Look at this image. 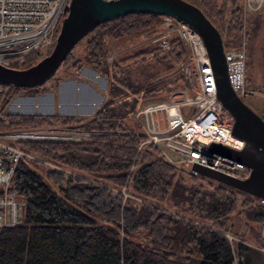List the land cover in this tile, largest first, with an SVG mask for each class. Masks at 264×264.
<instances>
[{
  "label": "trees",
  "instance_id": "trees-1",
  "mask_svg": "<svg viewBox=\"0 0 264 264\" xmlns=\"http://www.w3.org/2000/svg\"><path fill=\"white\" fill-rule=\"evenodd\" d=\"M195 3L218 26L225 47L240 43L241 0ZM255 14L248 16L249 33L260 25ZM161 16L131 12L105 20L81 37L86 41L78 57L68 52L63 63L73 59L75 76L85 62L109 80L103 102L91 115L2 113L0 129L59 126L101 132L79 140L16 141L58 167L34 159L16 163L11 186L26 200L24 217L0 227V264H264L259 231L264 204L258 196L166 158L152 142L138 147L144 137L130 112L143 97L188 88L184 74L172 70L186 46L173 32L163 45L137 46L108 60V39L158 27ZM261 46L264 52V40ZM25 59L16 65L37 57ZM166 69L172 71L159 72ZM246 76L253 85L248 69ZM41 84H3L0 110L13 91L35 95ZM234 216L242 217L245 231L235 229Z\"/></svg>",
  "mask_w": 264,
  "mask_h": 264
},
{
  "label": "built area",
  "instance_id": "built-area-1",
  "mask_svg": "<svg viewBox=\"0 0 264 264\" xmlns=\"http://www.w3.org/2000/svg\"><path fill=\"white\" fill-rule=\"evenodd\" d=\"M69 4L70 0H0V62L17 66L16 64H20L41 44L50 42L60 19L68 12ZM261 4L262 0H242L245 14ZM162 20V23L172 25L183 42L191 47L198 86L194 88L196 96H188L185 90H175L164 95L146 96L140 100L137 108L130 112L144 137L138 147L142 143L152 142L170 160L172 159L165 153L166 148L179 153L189 164L197 161L236 177L247 176L249 166L211 152L207 147L213 140L241 148L244 140L232 133V118L226 121L222 117L224 107L216 98L207 49L202 37L186 23L171 15L162 14ZM163 42L166 43L167 40ZM224 54L229 83L236 93L241 98L248 94L264 97V89L250 84L247 80L244 40L239 45L225 47ZM110 59L109 54L108 60ZM2 85L0 83V90ZM183 104L192 106L186 114L181 108ZM2 113L0 110V117ZM260 114L264 119V110ZM58 127L0 129V227L23 221L26 200L11 186V177L18 160L34 159L47 166L58 167L54 162L17 145L16 141L79 140L59 139L56 133ZM66 128L86 131V137L101 132L70 127L62 129ZM64 169L71 172L70 169ZM120 191L124 196L129 195L124 188ZM116 192L117 189L112 187V193ZM259 200L264 204V197L259 196ZM259 231L263 237L260 248L263 249L264 218ZM225 234L232 240L233 235L229 231H225Z\"/></svg>",
  "mask_w": 264,
  "mask_h": 264
},
{
  "label": "water",
  "instance_id": "water-1",
  "mask_svg": "<svg viewBox=\"0 0 264 264\" xmlns=\"http://www.w3.org/2000/svg\"><path fill=\"white\" fill-rule=\"evenodd\" d=\"M131 12L171 15L186 23L202 37L207 49L216 98L232 116V133L244 140L241 148L213 140L207 147L211 152L249 166L247 176L236 177L197 161L190 164V170L264 197V119L230 85L222 33L204 10L191 0H70L68 12L61 19L50 51L24 66L0 62V83L27 87L45 82L55 73L74 44L94 26ZM36 171L44 177L40 170ZM45 180L50 184L48 179Z\"/></svg>",
  "mask_w": 264,
  "mask_h": 264
},
{
  "label": "rangeland",
  "instance_id": "rangeland-1",
  "mask_svg": "<svg viewBox=\"0 0 264 264\" xmlns=\"http://www.w3.org/2000/svg\"><path fill=\"white\" fill-rule=\"evenodd\" d=\"M191 1L199 2V0H191ZM241 12H242V16H241L242 28L238 29L237 32L240 37V43L244 40L245 45L247 44L246 46H250L251 51L249 52L248 50L249 61L247 63V69L249 71V74L251 75L253 83L259 84L260 86L259 85L257 86H259L261 89H264V69L262 67V65H264V52L261 46V43H263L264 40V0H262V4L258 8L248 10L246 14L244 13L243 5H242ZM250 14H255L256 16L258 15L260 18V25L256 29V32H252V33H249L250 23L248 22V16ZM162 21L163 20L161 16V23ZM60 22L58 23L56 29L53 31L54 35L50 39V42L41 44L34 52H32L29 56H27V58L25 59L26 63L30 62L35 57H37L38 59L50 51V49L54 44L55 37L60 26ZM173 32L175 31L172 25H169L168 23H162L158 27L145 28L140 32L131 35H125L121 38H109L108 43L110 46V58H112L113 56H121V54L131 52V50L137 46L155 43L156 41H159L160 44L163 45L164 44L163 40H165L167 36ZM85 41H86V36L84 38L79 39L74 44V46L71 49L73 59L74 57H78L82 53L84 49ZM240 43H238L237 45H239ZM184 44L186 46V53L184 54L183 59L178 61L176 65L172 68V70L174 69L173 72H177V73L179 72L184 74L188 82V88L183 90H186L188 92V96H192V95L196 96V91L194 88L197 87L198 85L195 76L194 61L191 57L192 50L191 47L187 46L186 43ZM73 59H69L64 63L62 61L59 67L57 68V70L55 71V73L45 82H43V84L38 86L40 90H38L39 93L38 95L35 94L36 96L34 98L40 100L39 105L36 106L35 104L32 105L30 103V101L26 97L28 96L29 93L28 91L17 90V91H13L12 97L10 98L6 106L2 108L1 112H5L8 110L9 111L19 110V111H30V112L74 111L76 115H84V113H87L86 116L91 115L94 111V108L96 107L98 108V106H100V104L103 102L109 80L106 75L94 69L90 65L89 67H87V70L84 69V67H86V65L88 64L83 62L84 64L80 67L79 71L83 70V72L84 71L86 72L82 74L85 79H87L88 77L89 79L94 80L96 91H93L90 88H86L85 83H81V82L79 83L77 82L79 88H76L75 85L76 83H74V81H70V78L75 76L74 71L76 67L71 65ZM172 70L166 69V70H161L159 72L161 74H165L166 72ZM79 71L78 74L76 75L77 77L80 76ZM63 81L64 84L62 83ZM60 82L61 85L63 84L61 91L59 84ZM66 91L69 92L71 98H74V96H78L81 98L83 96L84 97L86 96V99H88L90 95L91 96L94 95L95 102L93 104V111L92 112H89L90 110L86 111V105H84L85 103L84 102L75 103L74 102L75 98L72 99L73 101L71 104L68 105L66 102V104L64 105L62 99L64 98ZM81 98H79L80 101H82ZM243 99L250 106H252L257 112L262 113V111L264 110L263 96L248 94L245 95ZM82 108H84V110L80 111V109ZM181 108L183 110V113L186 114L191 110L192 106L189 104H183ZM222 117L226 121L232 118L231 114L224 108L222 110ZM62 128L63 127L56 128L57 129L56 133L58 134L59 139H81L86 137V131L73 130L68 128L62 129ZM165 153L172 160H177L178 162H180L182 166L184 167L190 166L188 162H185L182 159V156L179 153L169 148L165 149ZM233 221H234L233 226L235 227V229H237L240 232L245 231L244 230L245 224L242 217L234 216ZM250 241L253 242V240Z\"/></svg>",
  "mask_w": 264,
  "mask_h": 264
},
{
  "label": "crops",
  "instance_id": "crops-1",
  "mask_svg": "<svg viewBox=\"0 0 264 264\" xmlns=\"http://www.w3.org/2000/svg\"><path fill=\"white\" fill-rule=\"evenodd\" d=\"M87 67H89V65H86V67H84V69H86L87 70ZM84 73H86L85 71L83 72V70H81V71H79V74H80V76H74V77H71L70 78V81H74V83H76L75 85H76V88H79V85H78V83L79 82H81V83H85V87L86 88H90V89H92L93 91H96V88H95V83H94V80L93 79H89L88 77H87V79H85L84 78V76L82 75V74H84ZM67 80V79H66ZM62 81V80H61ZM65 81V80H64ZM64 81L62 82L63 84H64ZM78 82V83H77ZM60 84V91H61V89H62V85H61V82L59 83ZM38 95V94H37ZM36 95H28V96H26L27 97V99L30 101V103L33 105V104H35L36 106L37 105H39V103H40V100H38L37 98L35 99L34 97H35ZM84 97V96H83ZM81 98V97H78V96H74V98H71V96L69 95V92H67L66 91V93H65V95H64V98L62 99V101H63V104L65 105L66 104V102H67V104L69 105V104H71L72 103V99H74V102L75 103H85L84 105H86V111L87 110H90L89 112H92L93 111V104H94V102H95V96L94 95H90L89 97H88V99H86V96L84 97V98ZM79 98H81L82 99V101H80V99ZM28 101V102H29ZM11 103V102H10ZM67 105V106H68ZM84 107V106H83ZM97 109V107L96 108H94V111ZM82 110H84V108H82V109H80V111H82ZM93 111V112H94ZM57 112V111H56ZM88 112V113H89ZM58 113H67V114H76L74 111H67V112H58ZM86 114L87 113H84V115L86 116Z\"/></svg>",
  "mask_w": 264,
  "mask_h": 264
}]
</instances>
